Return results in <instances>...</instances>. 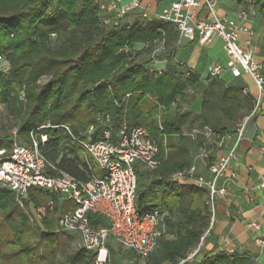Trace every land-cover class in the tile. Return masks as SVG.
<instances>
[{
  "label": "trees",
  "instance_id": "obj_1",
  "mask_svg": "<svg viewBox=\"0 0 264 264\" xmlns=\"http://www.w3.org/2000/svg\"><path fill=\"white\" fill-rule=\"evenodd\" d=\"M252 2L259 6L264 18V0ZM99 13V0H0V52L11 64L8 74H0V104L11 108L21 121L20 136L30 138L32 131L47 122L68 123L80 135L96 124L99 114L109 115L116 130L126 121L144 127L154 141L162 139L159 144L162 156L170 137L178 135L185 139L197 130H205L204 119L193 116L183 121L180 112H170L172 105L185 97L188 88H202L198 76L185 69L179 71L171 62L178 53L174 46L179 40L175 27L158 18L149 20L142 14L130 24L120 19L104 26ZM51 34L65 35V44L52 50ZM161 42L168 61L164 71L156 72L148 66L162 56L145 59L144 53ZM137 44H145V48L136 50ZM45 61L59 66L45 86L24 80L26 71ZM39 133L55 137L59 132L48 129ZM66 140L65 137L49 140L41 143L40 149L60 170L89 180L92 174L85 166L82 148L70 149L72 157L61 155L64 150L60 147ZM3 148H11L10 138L0 139V149ZM182 170V165L170 166L163 161L156 171L167 177ZM159 182L166 198L175 184ZM191 197L188 207L177 202L167 206L166 234L170 229L175 239L160 241L157 264H177L185 259L208 231L206 191L192 187ZM142 198L137 201L139 207ZM51 200L56 201V196L44 190L29 193V202L35 208ZM26 206L31 208L29 203ZM26 206L21 208L10 190L0 188V264H94V255L83 249L78 236L59 228V212L66 211V207L63 210L56 204L41 223L33 224ZM89 218L96 229L107 225L106 219L98 214H90ZM59 236L72 240L74 252L64 262L56 259L54 251ZM197 257L186 264L251 263L247 256L238 253L210 252L199 261Z\"/></svg>",
  "mask_w": 264,
  "mask_h": 264
},
{
  "label": "built area",
  "instance_id": "obj_2",
  "mask_svg": "<svg viewBox=\"0 0 264 264\" xmlns=\"http://www.w3.org/2000/svg\"><path fill=\"white\" fill-rule=\"evenodd\" d=\"M201 6L208 10L206 19L199 16L198 9ZM99 8V19L104 26H109L114 20L124 19L135 12H141L145 18H152L148 7L143 5V0H99ZM251 13L254 14L255 11L252 9ZM248 15L249 13L244 10L238 16L239 21L223 20L217 16V0H175L156 18L172 24L179 38L195 39L200 44L211 43L214 38L220 39L228 57L227 65L232 76L239 78L243 73L248 74L259 90L254 114L263 103L264 67L255 57V49L251 43L253 32L244 24ZM242 35L248 36V48L240 43ZM160 44L161 49H164L163 42ZM158 51L160 49L154 54ZM222 71L220 65L210 67L207 72L208 79L217 78ZM48 129L58 130L59 133L55 137L42 134L39 139L38 131ZM243 130L244 125H240L234 132L218 139L217 147L220 150L224 149L228 139L232 140V145L226 154L218 157L216 172L211 177L199 174L195 164L186 171H178L168 177L169 181L189 182L197 188L204 189L205 204L210 216V227L201 237L198 246L177 264H186L197 257L216 221L217 201L228 194L227 186L220 184V180L225 177L236 156ZM207 134L212 135V130ZM19 136V129L15 130L12 134L11 148L0 149V187L10 190L21 208H25L29 193L34 189L44 190L56 196V201L51 200L43 206L34 207L32 214L39 221L55 209L57 199L72 201L74 206L70 210L59 212V228L78 236L83 249L94 255V264H112L108 246L110 238L123 248L132 250L141 259L149 258L159 248L160 241L166 235L167 212L159 207L145 210L138 208L136 165L153 172L162 166L165 158L159 156V146L144 127L132 126L124 121L116 130L111 116L99 114L96 124L88 126L80 135L74 132L70 124L62 123L49 124L32 131L30 145L20 143ZM63 137L87 152L85 166L92 174L89 180H80L60 170L50 163L41 151L40 141L46 143ZM260 154L264 157V143ZM209 155L206 150L201 152L203 159H208ZM92 163L103 168L106 173L102 177H94ZM258 187L264 189V175ZM90 214L102 216L106 219L107 225L99 229L94 228L91 225ZM257 243L261 245L263 240L258 239Z\"/></svg>",
  "mask_w": 264,
  "mask_h": 264
},
{
  "label": "crops",
  "instance_id": "obj_3",
  "mask_svg": "<svg viewBox=\"0 0 264 264\" xmlns=\"http://www.w3.org/2000/svg\"><path fill=\"white\" fill-rule=\"evenodd\" d=\"M173 1L175 0H143V5L148 7L151 17L156 18ZM252 9L255 11L254 14L251 13ZM244 10L249 13L247 22L244 24L249 26L253 32L251 43L255 49V57L264 67V18L260 13L259 6L252 0H243L241 3L237 0H217V16L220 19L239 21L238 16ZM198 11L201 19L208 17V10L205 7L201 6ZM247 40V35H242L240 38V43L245 48H248ZM174 46L178 48V53L171 61L172 64H178L179 71L185 69L198 76L202 85V88L197 90L188 88L185 97L181 100L186 99L190 90L200 92L213 89L214 93L218 94L222 108L217 115L219 126L213 131V128L209 127V117L205 112H194L190 109L188 113H181L174 110V106L178 107L179 98L172 105L171 114L180 112L184 118L183 121H188L193 116L200 117L205 120L206 129L195 131V137L189 135L193 140L198 139L193 144L184 141L185 139H181L178 135L170 137L169 147L161 157H164L170 166L182 165V171L188 170L191 165L195 164L199 174L211 177L216 172L218 157L221 154H226L232 145V140L228 139L224 149L220 150L217 147L218 139L234 132L238 126L244 125L243 137L236 156L225 177L220 180V184L227 186L228 194L217 201L216 221L202 245L197 261L210 252H227L247 256L250 259V264H264V189L258 187L259 181L264 175V157L260 154L264 143V95L261 108L253 114L259 98V90L248 74L243 73L239 78L232 76L227 65L228 57L226 54L222 56L225 52L220 39L214 38L211 43L200 44L195 39L179 38ZM135 48L142 50L145 48V44H137ZM167 54V51L164 50L163 55L167 57ZM166 57L157 59L151 64V66L157 67L154 71L165 70L168 60ZM161 60L166 62L163 66ZM215 65H220L223 71L217 78L208 80V69ZM197 103L199 100L189 107L198 108ZM210 130L213 132L212 135L207 134ZM174 137H179V139L176 141ZM60 149L66 150L67 148L60 147ZM203 150L210 153L208 159L201 157ZM182 154L186 155L187 160L181 159L180 155ZM136 169L140 178L143 175L141 173L146 172L139 165H136ZM154 172L148 179L149 186L144 190L149 194V201L154 204V208L159 207L167 210V206L174 202L183 207L190 205L191 188L195 187L192 183L172 182L168 180L170 175L166 177L161 176L159 171ZM160 180L175 184L166 198L162 195ZM66 203L67 201L57 199L60 209L64 210ZM31 205L32 203L29 202L30 207ZM174 239L175 236L172 235L169 240ZM258 239H262L263 244L259 245Z\"/></svg>",
  "mask_w": 264,
  "mask_h": 264
},
{
  "label": "rangeland",
  "instance_id": "obj_4",
  "mask_svg": "<svg viewBox=\"0 0 264 264\" xmlns=\"http://www.w3.org/2000/svg\"><path fill=\"white\" fill-rule=\"evenodd\" d=\"M140 15H141V12H135L133 14H130L122 20V23L130 24L133 21H135L137 18H139ZM50 38H51V41L49 43V47L52 50H56L59 47H61L63 44H65V39H66L65 35H61V36L59 35L58 36L57 34L56 35L51 34ZM160 46H161V44H159L157 47L155 46L152 51L145 52L144 58L150 59V58H153L154 56L155 57L162 56L165 58L166 56L163 55L164 50L161 49ZM138 48H140V47H138ZM158 49H160V51H158L154 54V52L157 51ZM224 54L225 53H223L222 56H225ZM161 62H163V60H161ZM165 63L166 62H163V63H161V65L163 66ZM157 65H159V64H157ZM58 68H59V66L52 63L51 61L42 62L38 67H36L32 70L26 71L24 73V80L30 82L31 84H36L40 87L45 86L51 80L52 75L54 74V72H56L58 70ZM148 68L151 70L157 69V67L151 66V64L148 66ZM10 70H11L10 61L6 58L5 55H3L0 52V74L6 75L9 73ZM208 84H210V83H208ZM88 89H92V88L88 87ZM197 100H199V103H197L198 108L189 107L191 104H194V102H197ZM177 106H178L177 108H175L176 106L173 107L174 110L180 111L181 113H188L190 109H191V111H194V112L195 111L205 112V114L209 117V127L213 128V131L215 128H217L219 126L217 115L221 112L222 103H221L220 99L218 98V94L214 93L213 89L212 90L211 89L210 90H201L200 92L199 91L193 92L192 90H190V91H188V95L186 96V99H184V100L179 99L178 100ZM49 124H51V123L47 122V123H44L42 126H47ZM20 127H21V121L14 115V113L12 112V109L7 107V105H5V104H1L0 105V139L10 138V137L12 138L13 132L15 130L20 129ZM41 136H42V134L40 135V133H39L38 137L40 138ZM201 137H203V136L201 135ZM11 138H10V140H11ZM174 138L176 141L179 139V137H174ZM197 140H193L190 136H186L184 141H186V142L188 141V142H191L193 144V142H197ZM18 141L20 143L24 142L28 145H30V143H31L30 138H28V136H24V135L19 136ZM156 143L159 146V144L162 143V139L157 140ZM40 145H41V141H40ZM61 148H67V150L62 151L61 155L64 154V155H67L68 157H72V154H69L70 149H72V150H76L78 148L81 149V147L72 143L69 140H66V142L62 143ZM81 152L84 155V157H88L87 152L83 148H82ZM180 157L183 160H187L186 155L182 154V155H180ZM92 165H94V164L92 163ZM105 173H106V171L103 168L94 165V168H93L94 177H102ZM153 173H155V172H149V171L143 172V173H141V174H143L141 178H140L139 173H137L138 174V176H137L138 177L137 201L141 196L143 197L140 207L138 206V208L140 210L152 208L154 205L149 201V194L145 193V191H144L149 186L148 179H149L150 175H152ZM0 188L4 189L2 187H0ZM28 203H29V201H28ZM73 206H74V203L72 201L67 202L65 205V207L68 210H70ZM26 210H27V212H29L28 216H29V219L31 220V222L33 224H36V220L38 223H41L37 219V217L36 216L34 217L32 214V211L34 210V204L33 203L31 205V208H28L26 206ZM166 235L167 236H165L163 241L169 240L172 238L173 234H172L170 229H169V231H167ZM71 243H72V240L70 238L63 237V236L58 237V242L54 247L56 259L58 261L64 262L71 254H73L74 251L72 250ZM108 246H109L110 251H111L112 264H157L155 262V259L156 260L159 259L160 252H161V245H160V247L149 258L141 259V258L137 257L132 250H127V249L123 248L118 243L114 242V240L111 238L108 241ZM163 264H172V263L171 262H165Z\"/></svg>",
  "mask_w": 264,
  "mask_h": 264
}]
</instances>
